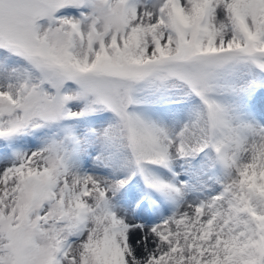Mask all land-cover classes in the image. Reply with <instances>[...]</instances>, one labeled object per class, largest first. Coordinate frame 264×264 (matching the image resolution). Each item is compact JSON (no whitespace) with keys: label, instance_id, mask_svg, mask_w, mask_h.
<instances>
[{"label":"snow or ice","instance_id":"6c2138e0","mask_svg":"<svg viewBox=\"0 0 264 264\" xmlns=\"http://www.w3.org/2000/svg\"><path fill=\"white\" fill-rule=\"evenodd\" d=\"M0 264H264V0H0Z\"/></svg>","mask_w":264,"mask_h":264},{"label":"rangeland","instance_id":"374dc122","mask_svg":"<svg viewBox=\"0 0 264 264\" xmlns=\"http://www.w3.org/2000/svg\"><path fill=\"white\" fill-rule=\"evenodd\" d=\"M28 146H31V145H28Z\"/></svg>","mask_w":264,"mask_h":264}]
</instances>
